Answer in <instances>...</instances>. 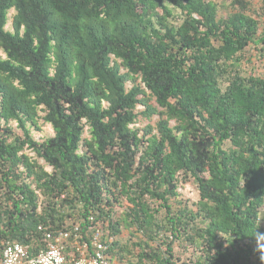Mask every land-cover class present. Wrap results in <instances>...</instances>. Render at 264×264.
<instances>
[{
	"label": "trees",
	"instance_id": "trees-1",
	"mask_svg": "<svg viewBox=\"0 0 264 264\" xmlns=\"http://www.w3.org/2000/svg\"><path fill=\"white\" fill-rule=\"evenodd\" d=\"M0 49V254L73 221L119 264H264V0H0Z\"/></svg>",
	"mask_w": 264,
	"mask_h": 264
},
{
	"label": "built area",
	"instance_id": "built-area-1",
	"mask_svg": "<svg viewBox=\"0 0 264 264\" xmlns=\"http://www.w3.org/2000/svg\"><path fill=\"white\" fill-rule=\"evenodd\" d=\"M72 230H63L46 248L31 254L28 246L15 243L0 254V264H119L108 252L109 246L102 241V230H96L85 239L80 223L69 222Z\"/></svg>",
	"mask_w": 264,
	"mask_h": 264
},
{
	"label": "rangeland",
	"instance_id": "rangeland-1",
	"mask_svg": "<svg viewBox=\"0 0 264 264\" xmlns=\"http://www.w3.org/2000/svg\"><path fill=\"white\" fill-rule=\"evenodd\" d=\"M258 5H256L257 7ZM15 12L14 10H12L10 13H9V22L6 26V29L7 30H10L11 29V26H12V19H13V16H14ZM0 57L2 58H6V55L5 53L0 50ZM264 68V65L260 64L259 62L257 63L255 69L258 71V72H264L263 70ZM131 87V85L129 86ZM142 110V107H139V111ZM45 114L44 113H41V116L43 117ZM158 120V118L156 117L154 119V122H156ZM148 122L146 121H141L137 124V127L138 128H144L146 125H147ZM39 124L42 126V130L41 131H38L36 128L34 127H30V130H31V135L32 137L38 141L39 143H42L44 142L46 139L48 138H51V137H54L55 136V133H54V130L52 128V126L48 123H45L44 120H40ZM174 125V124H173ZM11 127L14 129V131L18 134V135H23V131L18 128V123L16 122H12L11 123ZM84 137L85 138H90V133H89V128L87 127L86 128V132L84 134ZM26 153L31 156L32 158L36 159L37 156L34 152H32L31 150H27ZM39 163L42 164V165H45L46 166V170L48 172H52L53 169L51 167H49L48 165H46V163L44 162V160H41L39 159ZM179 192L182 196L183 199L185 200H190L191 202H197L199 200V194H198V190H197V187L192 184V183H186V184H183L181 185L180 184V187H179ZM120 213L123 211V210H119Z\"/></svg>",
	"mask_w": 264,
	"mask_h": 264
},
{
	"label": "clouds",
	"instance_id": "clouds-1",
	"mask_svg": "<svg viewBox=\"0 0 264 264\" xmlns=\"http://www.w3.org/2000/svg\"><path fill=\"white\" fill-rule=\"evenodd\" d=\"M1 50V49H0ZM6 55V54H5ZM5 59V58H4ZM52 168V167H51Z\"/></svg>",
	"mask_w": 264,
	"mask_h": 264
}]
</instances>
